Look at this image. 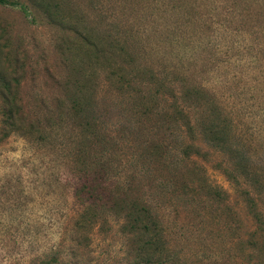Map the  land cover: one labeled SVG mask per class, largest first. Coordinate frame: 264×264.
I'll return each instance as SVG.
<instances>
[{"label":"rangeland","instance_id":"374dc122","mask_svg":"<svg viewBox=\"0 0 264 264\" xmlns=\"http://www.w3.org/2000/svg\"><path fill=\"white\" fill-rule=\"evenodd\" d=\"M214 110L264 180V0L0 4V264H144L132 199L162 264H264V181L206 131ZM88 173L120 197L82 202Z\"/></svg>","mask_w":264,"mask_h":264},{"label":"trees","instance_id":"16d2710c","mask_svg":"<svg viewBox=\"0 0 264 264\" xmlns=\"http://www.w3.org/2000/svg\"><path fill=\"white\" fill-rule=\"evenodd\" d=\"M7 0H0V4L6 3ZM124 81V76L120 75L118 82L122 83ZM207 103L213 105V100L207 96ZM220 111L208 112L207 118V129L206 131L209 134H212V138L216 142L226 149L231 158L234 161L235 168L238 171H242L241 176L250 179L254 186L263 185V174L260 168L255 166L256 163H250L251 157L247 147L242 142L241 137H236L237 134L234 133L233 127L231 125V120L221 117L219 114ZM8 117L4 118L5 125L8 126L7 131H13L14 127H18V123L12 119V114L9 111H6ZM21 127V126H19ZM11 128V130H10ZM24 129H30L25 128ZM87 158V155H86ZM91 178H86L87 180H82V202H87L88 205L96 204L95 200L101 203L102 208L106 206V203L110 201L117 200V194L109 192L108 200H106V195L104 190L101 192H96V184L98 181V174L92 177L89 173L87 174ZM91 179H94L95 182H92ZM97 180V181H96ZM98 187V186H96ZM101 187V185L99 186ZM256 187V188H257ZM102 188V187H101ZM100 192V193H99ZM120 193V192H118ZM212 196H221V192L218 190H211ZM106 200V201H105ZM254 215L258 221H262L260 213L256 210L257 206L255 199L251 201ZM97 205V204H96ZM130 213L132 214V221L128 225H125L126 228L138 231L137 242L139 243L138 247V256L144 264H162L164 261V252L166 250V243L162 235V227L160 220L153 210L148 206L147 201L144 199H132L129 203Z\"/></svg>","mask_w":264,"mask_h":264}]
</instances>
